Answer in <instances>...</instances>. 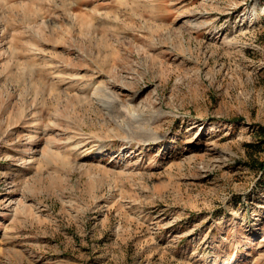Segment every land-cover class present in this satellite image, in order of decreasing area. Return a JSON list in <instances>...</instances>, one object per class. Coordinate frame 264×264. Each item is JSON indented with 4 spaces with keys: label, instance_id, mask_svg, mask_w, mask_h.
Returning <instances> with one entry per match:
<instances>
[{
    "label": "rangeland",
    "instance_id": "374dc122",
    "mask_svg": "<svg viewBox=\"0 0 264 264\" xmlns=\"http://www.w3.org/2000/svg\"><path fill=\"white\" fill-rule=\"evenodd\" d=\"M0 264H264V0H0Z\"/></svg>",
    "mask_w": 264,
    "mask_h": 264
},
{
    "label": "trees",
    "instance_id": "16d2710c",
    "mask_svg": "<svg viewBox=\"0 0 264 264\" xmlns=\"http://www.w3.org/2000/svg\"><path fill=\"white\" fill-rule=\"evenodd\" d=\"M263 132V129H260Z\"/></svg>",
    "mask_w": 264,
    "mask_h": 264
}]
</instances>
